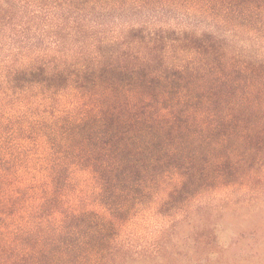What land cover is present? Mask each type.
<instances>
[{
    "label": "trees",
    "instance_id": "trees-1",
    "mask_svg": "<svg viewBox=\"0 0 264 264\" xmlns=\"http://www.w3.org/2000/svg\"><path fill=\"white\" fill-rule=\"evenodd\" d=\"M234 193L264 195V0H0V264H200L169 244Z\"/></svg>",
    "mask_w": 264,
    "mask_h": 264
},
{
    "label": "rangeland",
    "instance_id": "rangeland-1",
    "mask_svg": "<svg viewBox=\"0 0 264 264\" xmlns=\"http://www.w3.org/2000/svg\"><path fill=\"white\" fill-rule=\"evenodd\" d=\"M248 199V197L240 199V197L234 193L232 198L227 201L229 206L226 211H221L218 215L215 213L210 215L209 213L205 215L206 218L204 221L197 220L193 224V229L186 226L183 227L185 230L182 229L184 234L194 235L199 234L193 232H200V229L203 228L202 224H211L213 232H211V234L204 233L205 235L207 234L208 239L204 237L199 239L198 236H194L185 242L184 240L186 237L184 236L185 239H182L181 236L178 241L168 244L170 247H173L176 252H179V250L181 251L182 247L186 249L194 246V250L197 251V253H205L200 257L202 260H200V264H212L213 262H216V264H264V195L255 197L252 203L248 202ZM248 222L251 223L248 224ZM194 240L196 242H194ZM210 241L222 251L223 256L221 259L208 255L206 252H202L199 250L200 248L198 249L196 247L198 243L203 242V248L207 249L205 243H209ZM253 243L261 248L263 263L260 262L258 258L251 259L250 254L244 252L247 245ZM194 256L198 258L197 255ZM168 264H193V261L191 260V262H189V259L186 258L180 260V258L176 256L171 258Z\"/></svg>",
    "mask_w": 264,
    "mask_h": 264
}]
</instances>
